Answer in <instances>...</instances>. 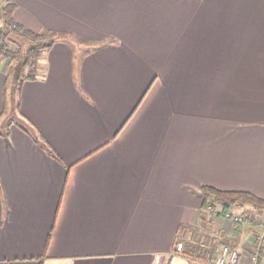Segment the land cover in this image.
Wrapping results in <instances>:
<instances>
[{"label": "crops", "instance_id": "crops-1", "mask_svg": "<svg viewBox=\"0 0 264 264\" xmlns=\"http://www.w3.org/2000/svg\"><path fill=\"white\" fill-rule=\"evenodd\" d=\"M14 1L56 41L13 96L0 54V264H264L203 195L264 198V0Z\"/></svg>", "mask_w": 264, "mask_h": 264}, {"label": "trees", "instance_id": "trees-1", "mask_svg": "<svg viewBox=\"0 0 264 264\" xmlns=\"http://www.w3.org/2000/svg\"><path fill=\"white\" fill-rule=\"evenodd\" d=\"M16 8L14 0H8L2 9V22L0 26V54L10 60L11 95L18 92L20 84L26 79H34L38 76V67L43 52L50 48L56 38L48 32H36L14 21L13 13ZM24 40L26 47L22 41ZM204 205L209 201L223 204L229 209L238 204H251L258 210H264V198L258 197L247 191H226L211 186L203 187ZM198 255L208 260L212 251L201 249ZM261 259V257H260ZM206 264V263H205Z\"/></svg>", "mask_w": 264, "mask_h": 264}, {"label": "built area", "instance_id": "built-area-1", "mask_svg": "<svg viewBox=\"0 0 264 264\" xmlns=\"http://www.w3.org/2000/svg\"><path fill=\"white\" fill-rule=\"evenodd\" d=\"M209 207L212 205L210 203ZM225 216L231 219L235 224L241 223L245 226H253L256 228L255 240L259 246L264 245V219H256L250 212L237 211L235 209H229ZM213 249V260L205 262L206 264H239L241 261V254L236 249L230 248L228 244L216 243L213 246L203 244ZM185 243L183 240H178L176 244L175 254H185ZM249 264H261L260 263V251L257 248L252 250L251 255L248 258ZM202 260L196 259L194 264H202Z\"/></svg>", "mask_w": 264, "mask_h": 264}, {"label": "rangeland", "instance_id": "rangeland-1", "mask_svg": "<svg viewBox=\"0 0 264 264\" xmlns=\"http://www.w3.org/2000/svg\"><path fill=\"white\" fill-rule=\"evenodd\" d=\"M2 10H1V7H0V26H1V22H2ZM16 40H18L19 42L20 41H22L23 42V44H24V48L26 47V42L24 41V40H21V39H18V38H16ZM11 111V115L9 116V117H11L12 119H14V120H17V118H18V116L17 115H15V111H17L16 110V106H15V104L13 103V97L11 96L10 97V99H9V101H8V112H10ZM7 120V119H6ZM210 203H211V205H212V207L210 208L209 207V205H210ZM241 205H244V204H238V205H234V206H232L231 208H229V209H235V210H237V211H248V210H245V209H243V210H241V208H239ZM250 206H252L251 204H249ZM218 206H222V209L221 210H219L218 209ZM254 207V206H253ZM239 208V209H238ZM255 208V207H254ZM205 209H206V211L208 212V214L211 216H217L220 212H222L223 213V215L225 216V213L229 210V209H225L224 208V206H223V204H221V203H218V202H215L214 200H211V201H209V203L205 206ZM256 209V208H255ZM248 212H250L256 219H264V210H262L261 212H263V213H258L257 214V212H251V211H248ZM254 213H256V214H254ZM222 215V216H223ZM226 217V216H225ZM226 218H228V217H226ZM231 220V219H230ZM234 224H235V222H233ZM237 225H243V224H241V223H237ZM243 226H245V225H243ZM250 227H253V226H250ZM257 231V230H256ZM189 240V239H188ZM188 240H186V241H188ZM184 241V243L186 242L185 240H183ZM218 243H222V244H228L227 243V241H224V242H217V244ZM186 244V243H185ZM229 245V244H228ZM230 246V245H229ZM264 246V245H263ZM260 247V246H259ZM254 249V247L249 251V253H248V255H247V257L249 258V256L251 255V253H252V250ZM258 249V248H257ZM188 255V254H187ZM213 260V259H212ZM260 263L261 264H263V262H262V258L260 259Z\"/></svg>", "mask_w": 264, "mask_h": 264}]
</instances>
